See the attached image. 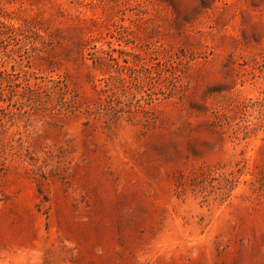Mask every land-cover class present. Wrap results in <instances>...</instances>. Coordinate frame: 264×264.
Wrapping results in <instances>:
<instances>
[{
    "label": "rangeland",
    "instance_id": "374dc122",
    "mask_svg": "<svg viewBox=\"0 0 264 264\" xmlns=\"http://www.w3.org/2000/svg\"><path fill=\"white\" fill-rule=\"evenodd\" d=\"M24 20L0 71L82 108L0 120V264H264V0H0ZM93 46L134 65L106 94Z\"/></svg>",
    "mask_w": 264,
    "mask_h": 264
},
{
    "label": "trees",
    "instance_id": "16d2710c",
    "mask_svg": "<svg viewBox=\"0 0 264 264\" xmlns=\"http://www.w3.org/2000/svg\"><path fill=\"white\" fill-rule=\"evenodd\" d=\"M31 34L40 37L38 29L28 26L27 20H24V22L18 26L1 23L0 53L1 50H3L4 54H7V56L14 53L19 55L23 47L22 45L30 38ZM10 45L13 47L9 48ZM92 48L94 51L93 53H90V58H92L94 66H105V68L113 69L114 72L113 75H109L107 78L102 79V81L105 82L104 86L107 88L105 90L101 88L100 92L106 94L109 91V87H114L116 83L122 82V71L132 69L134 65L132 66L129 60L124 57V50L111 47H109L108 50L104 48L95 50V46ZM25 50L27 52V49ZM115 53H117V55H115ZM13 68L14 66H11L12 70H14ZM19 73L24 77L29 75L28 78L24 79L23 85H21V83H17L16 85V87L22 89L20 93L21 104L16 106L8 101L5 108L0 106V120L12 116L11 111L9 110L10 107L18 108V110L28 107L27 110L24 109L26 111L25 113L31 111L32 113L40 114L43 117L55 115L66 116L68 113L77 112L82 108L81 103L77 99V95L69 89L66 80L62 78L61 75H58L56 79H46L43 76L36 75L35 72L29 73L23 69H20ZM19 73L12 74L7 73L6 70L0 71V75L4 79L10 78L12 75L19 78ZM30 78H34L35 80L32 84H30ZM13 92L14 89H11V93ZM0 102H7L3 99L1 92ZM86 111H88V109ZM111 119L114 121L117 120L118 115L113 113Z\"/></svg>",
    "mask_w": 264,
    "mask_h": 264
}]
</instances>
